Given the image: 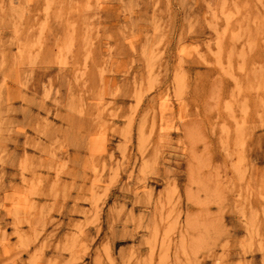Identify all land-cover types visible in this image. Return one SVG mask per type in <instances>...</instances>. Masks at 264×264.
<instances>
[{"label": "rangeland", "instance_id": "374dc122", "mask_svg": "<svg viewBox=\"0 0 264 264\" xmlns=\"http://www.w3.org/2000/svg\"><path fill=\"white\" fill-rule=\"evenodd\" d=\"M0 264H264V0H0Z\"/></svg>", "mask_w": 264, "mask_h": 264}]
</instances>
